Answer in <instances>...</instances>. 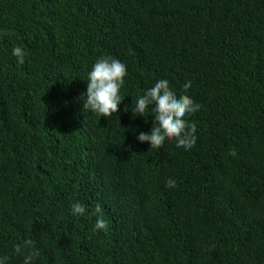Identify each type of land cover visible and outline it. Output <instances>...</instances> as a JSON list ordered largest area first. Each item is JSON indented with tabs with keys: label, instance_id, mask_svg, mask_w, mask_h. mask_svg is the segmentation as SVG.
<instances>
[{
	"label": "trees",
	"instance_id": "trees-1",
	"mask_svg": "<svg viewBox=\"0 0 264 264\" xmlns=\"http://www.w3.org/2000/svg\"><path fill=\"white\" fill-rule=\"evenodd\" d=\"M102 56L128 69L108 118L82 100ZM160 78L178 94L192 82L191 149L135 139L154 117L124 106ZM16 244L35 264H264V0H0L9 264H23Z\"/></svg>",
	"mask_w": 264,
	"mask_h": 264
},
{
	"label": "clouds",
	"instance_id": "clouds-1",
	"mask_svg": "<svg viewBox=\"0 0 264 264\" xmlns=\"http://www.w3.org/2000/svg\"><path fill=\"white\" fill-rule=\"evenodd\" d=\"M11 54L23 58L25 53L24 49L15 46L11 49ZM127 75V65L117 58L102 56L96 60L87 73L86 92L82 94L84 111L88 110L104 118L117 114L125 98L121 94V89L125 86ZM191 86V81L185 82L182 86L184 93L178 94L170 86L168 79L160 78L136 98L134 105H125L124 111L127 112L130 108L133 120L137 117L145 118L148 112L152 113L149 116L154 117L151 130L147 134L139 132L135 139L140 143H148L150 148L159 149L166 139L174 138L177 147L191 149L197 140L196 124L185 117L199 111L201 107L187 94ZM131 131L135 134L137 129ZM165 186L175 188L176 181L169 178ZM86 211L84 204L80 202L72 204L74 216L84 215ZM107 226V222L102 217L96 218L94 230H105ZM24 245L31 246L32 241L27 240ZM24 245H14L13 251L23 256V264H35L36 258L40 255L39 251L30 250L25 255ZM0 264H9V257L0 254Z\"/></svg>",
	"mask_w": 264,
	"mask_h": 264
}]
</instances>
